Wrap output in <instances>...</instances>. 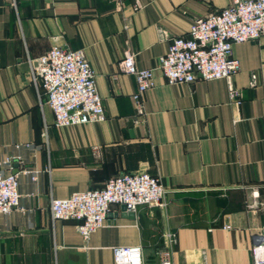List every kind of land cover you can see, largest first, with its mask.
Returning <instances> with one entry per match:
<instances>
[{"label":"crops","instance_id":"obj_1","mask_svg":"<svg viewBox=\"0 0 264 264\" xmlns=\"http://www.w3.org/2000/svg\"><path fill=\"white\" fill-rule=\"evenodd\" d=\"M229 3L0 0V171L18 174L21 194L19 208L0 214V264H115L116 247L138 245L144 264H159L167 231L178 236L173 264H252L264 225V36L233 46L236 98L226 78L169 83L158 68L173 36ZM55 45L84 51L104 120L56 125L33 75ZM127 50L154 69L144 114L135 77L120 68ZM138 170L161 180L167 206L113 204L88 239L77 220L52 217L53 198Z\"/></svg>","mask_w":264,"mask_h":264},{"label":"built area","instance_id":"obj_2","mask_svg":"<svg viewBox=\"0 0 264 264\" xmlns=\"http://www.w3.org/2000/svg\"><path fill=\"white\" fill-rule=\"evenodd\" d=\"M264 36V0H230L228 6L198 18L188 34L173 36L168 51L159 57L158 68L169 83H190L197 79L226 78L231 98L239 96L232 76L240 69L233 54L236 43ZM122 72L133 75L137 89L133 99L137 112L145 113L142 94L155 86L154 69L138 66L136 54L127 50L120 61ZM47 96V103L58 126L99 122L106 118L103 99L97 89L96 74L83 50L55 45L37 59L33 69ZM253 75V83L255 79ZM7 161H10L9 159ZM37 178L38 171L25 169ZM167 190L161 180L147 170L122 172L102 188H90L67 198H53L54 219H74L81 235L88 239L103 227L113 204H122L129 212L142 205L165 207ZM19 176L0 171V214L20 207ZM166 244L159 251V264H173L178 236L165 233ZM252 264H264V225L255 235L251 249ZM115 264H144L142 246L114 249Z\"/></svg>","mask_w":264,"mask_h":264},{"label":"water","instance_id":"obj_3","mask_svg":"<svg viewBox=\"0 0 264 264\" xmlns=\"http://www.w3.org/2000/svg\"><path fill=\"white\" fill-rule=\"evenodd\" d=\"M124 206V205H123ZM124 208L126 209V207L124 206Z\"/></svg>","mask_w":264,"mask_h":264}]
</instances>
